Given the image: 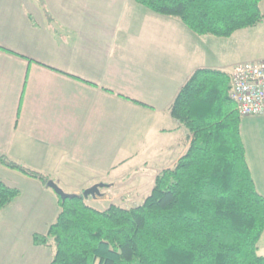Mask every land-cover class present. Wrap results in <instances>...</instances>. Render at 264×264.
Masks as SVG:
<instances>
[{
  "label": "crops",
  "instance_id": "1",
  "mask_svg": "<svg viewBox=\"0 0 264 264\" xmlns=\"http://www.w3.org/2000/svg\"><path fill=\"white\" fill-rule=\"evenodd\" d=\"M244 30L199 36L135 0H0V155L67 194L102 185L92 202L141 204L190 143L169 113L178 92L196 70L230 74ZM244 146L264 196V146L260 155ZM0 180L20 191L9 206L22 200L27 219L45 206L52 214L38 232L24 224L9 239L0 229V264H50L53 247L33 236L55 222L58 196L2 165Z\"/></svg>",
  "mask_w": 264,
  "mask_h": 264
},
{
  "label": "trees",
  "instance_id": "2",
  "mask_svg": "<svg viewBox=\"0 0 264 264\" xmlns=\"http://www.w3.org/2000/svg\"><path fill=\"white\" fill-rule=\"evenodd\" d=\"M179 19L199 36L230 38L264 22V0H135ZM230 76L196 70L169 109L190 134L185 154L158 174L150 194L132 207L92 208L82 193L62 201L35 246L54 249L50 264H264V196L256 189L229 98ZM0 165L47 185L50 177L0 155ZM20 191L0 180V211Z\"/></svg>",
  "mask_w": 264,
  "mask_h": 264
},
{
  "label": "rangeland",
  "instance_id": "3",
  "mask_svg": "<svg viewBox=\"0 0 264 264\" xmlns=\"http://www.w3.org/2000/svg\"><path fill=\"white\" fill-rule=\"evenodd\" d=\"M236 62L238 63H250L256 62L258 60H264V23L260 24L255 28H250L244 30L240 34L234 43ZM263 116H254V117H243L240 122V133L244 145L247 146V151L250 153H255V155H260V151H263L264 143V129L263 122L261 120ZM65 192V191H64ZM105 192V189H100V193ZM101 193V196H102ZM99 196V197H101ZM92 197L87 198V203L95 209L101 210L102 208H107L109 202H98L96 204L92 202ZM21 201L18 204H13L7 208L0 211V229L2 231V238L11 236V231L16 227L20 228V225L28 226V230L32 227L31 230L38 232L50 222L52 214L49 213V209L45 206L47 213L43 216L36 218L31 217L27 219L25 217L26 210L21 206ZM138 203H126L125 207L136 206ZM119 206V205H118ZM50 214V215H49ZM43 226V227H42ZM24 228V227H23ZM29 233V231H28ZM25 247L24 241L22 242ZM257 254L260 257H264V232L257 244Z\"/></svg>",
  "mask_w": 264,
  "mask_h": 264
},
{
  "label": "built area",
  "instance_id": "4",
  "mask_svg": "<svg viewBox=\"0 0 264 264\" xmlns=\"http://www.w3.org/2000/svg\"><path fill=\"white\" fill-rule=\"evenodd\" d=\"M229 98L238 115L264 116V60L234 65L229 74Z\"/></svg>",
  "mask_w": 264,
  "mask_h": 264
},
{
  "label": "water",
  "instance_id": "5",
  "mask_svg": "<svg viewBox=\"0 0 264 264\" xmlns=\"http://www.w3.org/2000/svg\"><path fill=\"white\" fill-rule=\"evenodd\" d=\"M48 188H50L62 201H65L68 198H71L73 194H67L65 193L54 181L50 180L48 181L47 185ZM102 185H96L89 189H86L83 191L82 196L84 198L92 197L95 198L97 196H101L100 189Z\"/></svg>",
  "mask_w": 264,
  "mask_h": 264
}]
</instances>
